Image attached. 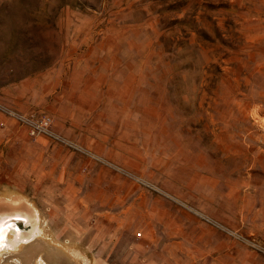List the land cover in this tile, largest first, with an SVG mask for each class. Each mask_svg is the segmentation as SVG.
I'll use <instances>...</instances> for the list:
<instances>
[{"label":"rangeland","instance_id":"374dc122","mask_svg":"<svg viewBox=\"0 0 264 264\" xmlns=\"http://www.w3.org/2000/svg\"><path fill=\"white\" fill-rule=\"evenodd\" d=\"M29 208L0 264H264V0H0V211Z\"/></svg>","mask_w":264,"mask_h":264},{"label":"bare ground","instance_id":"6f19581e","mask_svg":"<svg viewBox=\"0 0 264 264\" xmlns=\"http://www.w3.org/2000/svg\"><path fill=\"white\" fill-rule=\"evenodd\" d=\"M28 210V212L15 209L0 211V252L5 249L17 250L20 246L27 245L40 236L41 230L38 228L36 211L32 208ZM24 222L25 227L22 226ZM26 227L28 229L24 231L22 228ZM10 235L11 239H9Z\"/></svg>","mask_w":264,"mask_h":264},{"label":"built area","instance_id":"2783aa9c","mask_svg":"<svg viewBox=\"0 0 264 264\" xmlns=\"http://www.w3.org/2000/svg\"><path fill=\"white\" fill-rule=\"evenodd\" d=\"M49 124V118L46 116H40L38 119L33 121V126L31 130L34 132L35 130L37 133L44 132Z\"/></svg>","mask_w":264,"mask_h":264},{"label":"flooded vegetation","instance_id":"af4514ba","mask_svg":"<svg viewBox=\"0 0 264 264\" xmlns=\"http://www.w3.org/2000/svg\"><path fill=\"white\" fill-rule=\"evenodd\" d=\"M1 253V252H0Z\"/></svg>","mask_w":264,"mask_h":264}]
</instances>
